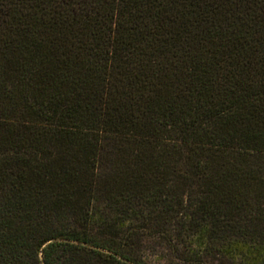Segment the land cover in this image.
<instances>
[{"label": "trees", "instance_id": "obj_1", "mask_svg": "<svg viewBox=\"0 0 264 264\" xmlns=\"http://www.w3.org/2000/svg\"><path fill=\"white\" fill-rule=\"evenodd\" d=\"M0 264H264V0H0Z\"/></svg>", "mask_w": 264, "mask_h": 264}]
</instances>
